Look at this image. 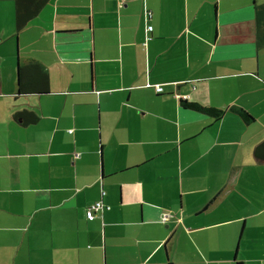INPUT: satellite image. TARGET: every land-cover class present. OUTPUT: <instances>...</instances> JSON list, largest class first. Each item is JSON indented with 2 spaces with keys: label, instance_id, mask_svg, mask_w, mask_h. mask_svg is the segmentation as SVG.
I'll use <instances>...</instances> for the list:
<instances>
[{
  "label": "crops",
  "instance_id": "1",
  "mask_svg": "<svg viewBox=\"0 0 264 264\" xmlns=\"http://www.w3.org/2000/svg\"><path fill=\"white\" fill-rule=\"evenodd\" d=\"M261 41L264 0H0V264H264Z\"/></svg>",
  "mask_w": 264,
  "mask_h": 264
},
{
  "label": "trees",
  "instance_id": "2",
  "mask_svg": "<svg viewBox=\"0 0 264 264\" xmlns=\"http://www.w3.org/2000/svg\"><path fill=\"white\" fill-rule=\"evenodd\" d=\"M51 0H15V27L16 32L19 33L24 30L31 21H33L44 9V7ZM118 5L120 4L119 0ZM146 11L150 12L149 15ZM144 20L146 22V35L147 38L151 39L149 36L153 32V26L150 24L153 19L152 12L145 6L144 8ZM151 27L152 31L148 32L147 28ZM260 44L264 45V41H261ZM18 89L21 95L26 94H47L49 91V79L48 76L44 73H41L37 65H31L25 68L18 69ZM163 91V90H162ZM161 93V92H160ZM184 108L192 109L197 112L208 115L216 120H220L223 116V112L213 109V108H204L197 104H187L182 103ZM245 124L254 123V118L248 114L246 111L241 109L233 110ZM14 120L21 124L22 126L34 125L39 121L37 114L27 111L19 110L16 111L13 115ZM254 157L259 162H264V140L259 143L254 149Z\"/></svg>",
  "mask_w": 264,
  "mask_h": 264
},
{
  "label": "built area",
  "instance_id": "3",
  "mask_svg": "<svg viewBox=\"0 0 264 264\" xmlns=\"http://www.w3.org/2000/svg\"><path fill=\"white\" fill-rule=\"evenodd\" d=\"M120 4H124L125 0H119ZM146 13L149 15L150 12L146 11ZM148 32H151L152 31V28L151 27H148L147 28ZM150 40L149 38H147V41ZM156 92L157 93H160L162 92V88L160 87H157L156 88ZM76 157H78V155H76ZM105 210V207L103 206L102 203H97L93 206H91L87 212H86V219L88 221H93L95 219V216L97 213H101ZM168 219V216L167 215H164L163 216V222H165L166 220Z\"/></svg>",
  "mask_w": 264,
  "mask_h": 264
}]
</instances>
